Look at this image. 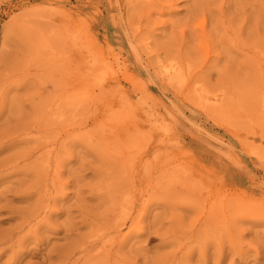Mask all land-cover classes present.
Here are the masks:
<instances>
[{"label":"rangeland","instance_id":"obj_1","mask_svg":"<svg viewBox=\"0 0 264 264\" xmlns=\"http://www.w3.org/2000/svg\"><path fill=\"white\" fill-rule=\"evenodd\" d=\"M0 264H264V0H0Z\"/></svg>","mask_w":264,"mask_h":264},{"label":"bare ground","instance_id":"obj_2","mask_svg":"<svg viewBox=\"0 0 264 264\" xmlns=\"http://www.w3.org/2000/svg\"><path fill=\"white\" fill-rule=\"evenodd\" d=\"M171 67V66H170ZM174 71V70H173ZM170 72V71H169ZM171 73V72H170Z\"/></svg>","mask_w":264,"mask_h":264}]
</instances>
